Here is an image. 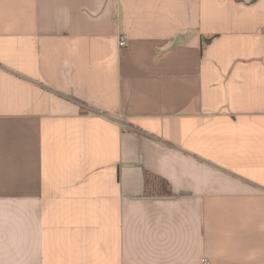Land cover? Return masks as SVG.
Returning a JSON list of instances; mask_svg holds the SVG:
<instances>
[{"label":"crops","instance_id":"crops-1","mask_svg":"<svg viewBox=\"0 0 264 264\" xmlns=\"http://www.w3.org/2000/svg\"><path fill=\"white\" fill-rule=\"evenodd\" d=\"M203 258L264 264V0H0V264Z\"/></svg>","mask_w":264,"mask_h":264},{"label":"trees","instance_id":"trees-1","mask_svg":"<svg viewBox=\"0 0 264 264\" xmlns=\"http://www.w3.org/2000/svg\"><path fill=\"white\" fill-rule=\"evenodd\" d=\"M213 40V38H202L201 50L204 51L205 47Z\"/></svg>","mask_w":264,"mask_h":264},{"label":"built area","instance_id":"built-area-1","mask_svg":"<svg viewBox=\"0 0 264 264\" xmlns=\"http://www.w3.org/2000/svg\"><path fill=\"white\" fill-rule=\"evenodd\" d=\"M120 46L121 47H126L127 46V43L124 42V41H122V42H120ZM201 264H210V261L207 258H203L201 260Z\"/></svg>","mask_w":264,"mask_h":264}]
</instances>
